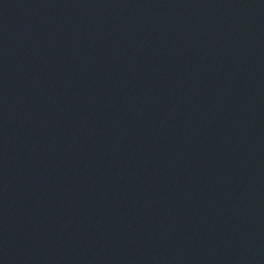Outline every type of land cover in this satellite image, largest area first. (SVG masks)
<instances>
[{"label":"water","instance_id":"water-1","mask_svg":"<svg viewBox=\"0 0 264 264\" xmlns=\"http://www.w3.org/2000/svg\"><path fill=\"white\" fill-rule=\"evenodd\" d=\"M0 264H264V0H0Z\"/></svg>","mask_w":264,"mask_h":264}]
</instances>
